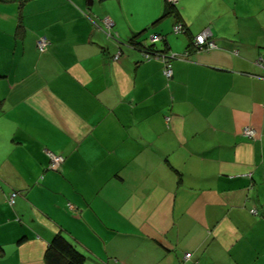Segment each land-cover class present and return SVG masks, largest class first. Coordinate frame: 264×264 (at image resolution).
I'll list each match as a JSON object with an SVG mask.
<instances>
[{
    "label": "crops",
    "instance_id": "obj_1",
    "mask_svg": "<svg viewBox=\"0 0 264 264\" xmlns=\"http://www.w3.org/2000/svg\"><path fill=\"white\" fill-rule=\"evenodd\" d=\"M176 6L0 0V264H264V0Z\"/></svg>",
    "mask_w": 264,
    "mask_h": 264
},
{
    "label": "built area",
    "instance_id": "obj_2",
    "mask_svg": "<svg viewBox=\"0 0 264 264\" xmlns=\"http://www.w3.org/2000/svg\"><path fill=\"white\" fill-rule=\"evenodd\" d=\"M167 1L172 2L174 4H176L178 2V0H167ZM184 31H185V28L181 23H178L177 25H175V27H174L175 33H181ZM158 39H159L158 36H154L151 40L153 42H156ZM194 43H195L194 48L196 50H201L203 48H215L216 47L215 41L213 39L209 38V34H208L207 30L200 33L196 37ZM48 44H49V40L45 36H41L38 40L37 47H38L39 51L42 52L47 48ZM119 56H120V52L115 56V58L118 59ZM146 57L148 59L153 58V57H155V58L158 57L161 60H163L164 65H165L164 66V75L167 78H171L173 76V68H172L171 59L175 58V56H173V55L168 56L166 54H161V53H155L152 55L151 53L148 52V53H146ZM256 62L258 65H260L264 68V53H262L258 57ZM243 133H245L247 136H250V137L256 136V130L254 128H251V127H245L243 129ZM48 154H49V158H50L49 168L51 170H54V171L60 170L62 164L65 161V157L63 155L55 153V152H49ZM16 196H17V193L13 192L8 198L9 203L13 204L15 202ZM186 257L187 258L191 257V253H187Z\"/></svg>",
    "mask_w": 264,
    "mask_h": 264
},
{
    "label": "trees",
    "instance_id": "obj_3",
    "mask_svg": "<svg viewBox=\"0 0 264 264\" xmlns=\"http://www.w3.org/2000/svg\"><path fill=\"white\" fill-rule=\"evenodd\" d=\"M170 14H175L176 16L180 15L176 4L167 1L166 11L163 16ZM131 44L137 50L139 49L142 51L144 58L147 60L146 53L149 52L152 55L155 53H161L160 50L155 48V44L137 42L135 36L131 38ZM45 260L47 264H87L86 256L62 233H56L51 240L46 251Z\"/></svg>",
    "mask_w": 264,
    "mask_h": 264
},
{
    "label": "water",
    "instance_id": "obj_4",
    "mask_svg": "<svg viewBox=\"0 0 264 264\" xmlns=\"http://www.w3.org/2000/svg\"><path fill=\"white\" fill-rule=\"evenodd\" d=\"M153 37H154V36H152L151 39H152ZM127 45H128V46H132V47H134L132 44L130 45L129 43H128Z\"/></svg>",
    "mask_w": 264,
    "mask_h": 264
}]
</instances>
